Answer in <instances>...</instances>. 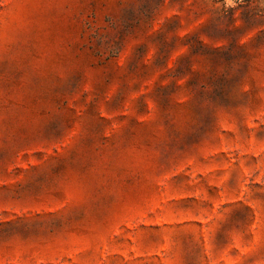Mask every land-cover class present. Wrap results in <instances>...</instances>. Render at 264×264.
Here are the masks:
<instances>
[{
    "label": "rangeland",
    "instance_id": "1",
    "mask_svg": "<svg viewBox=\"0 0 264 264\" xmlns=\"http://www.w3.org/2000/svg\"><path fill=\"white\" fill-rule=\"evenodd\" d=\"M0 264H264V0H0Z\"/></svg>",
    "mask_w": 264,
    "mask_h": 264
}]
</instances>
